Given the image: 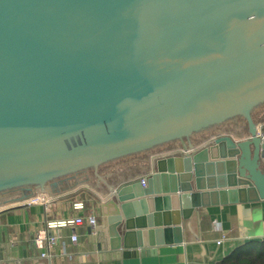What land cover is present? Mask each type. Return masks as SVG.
<instances>
[{
  "label": "water",
  "instance_id": "water-1",
  "mask_svg": "<svg viewBox=\"0 0 264 264\" xmlns=\"http://www.w3.org/2000/svg\"><path fill=\"white\" fill-rule=\"evenodd\" d=\"M262 103L264 0H0V215L90 186L105 257L182 243L200 208L264 200ZM19 247L0 217V264Z\"/></svg>",
  "mask_w": 264,
  "mask_h": 264
},
{
  "label": "crops",
  "instance_id": "crops-1",
  "mask_svg": "<svg viewBox=\"0 0 264 264\" xmlns=\"http://www.w3.org/2000/svg\"><path fill=\"white\" fill-rule=\"evenodd\" d=\"M264 121L258 122L262 125ZM181 151L177 147L161 154ZM148 178V172L138 175ZM90 186H82L59 197L38 196L22 204L9 205L1 212V222L8 224L15 246L26 247V258H12L14 264H264V200L245 204H219L202 207L184 221L183 242L149 247L126 257H105L89 238L87 223L60 230L58 243L49 250L45 225L48 220L95 214L100 226L103 213H112L114 205L101 208L109 200ZM33 199H38L33 202ZM84 200L86 208L76 211L73 203ZM78 240L72 242L73 233ZM54 233V231L52 232ZM224 236V239H223ZM38 239H42L38 241ZM219 240H222L218 243ZM49 252V256L42 253ZM13 264V263H11Z\"/></svg>",
  "mask_w": 264,
  "mask_h": 264
},
{
  "label": "built area",
  "instance_id": "built-area-1",
  "mask_svg": "<svg viewBox=\"0 0 264 264\" xmlns=\"http://www.w3.org/2000/svg\"><path fill=\"white\" fill-rule=\"evenodd\" d=\"M259 135L264 138V133L262 131L259 132ZM147 178L142 177L141 182L142 185H146ZM38 199H33V202H37ZM73 208L76 211H83L86 208V203L84 200H76L73 203ZM87 223L91 227H95L97 224V216L95 214H89L88 216H75V217H66V218H59V219H52L48 220L45 225V236L46 245L49 250H51L61 238L60 230L65 228H73L75 229L77 226ZM54 231V233H52ZM224 239V236H223ZM42 239H38L40 241ZM72 242H76L78 240V235L74 232L71 236ZM222 240H219L220 243ZM49 252L42 253V256H49Z\"/></svg>",
  "mask_w": 264,
  "mask_h": 264
},
{
  "label": "trees",
  "instance_id": "trees-1",
  "mask_svg": "<svg viewBox=\"0 0 264 264\" xmlns=\"http://www.w3.org/2000/svg\"><path fill=\"white\" fill-rule=\"evenodd\" d=\"M262 110H264V103L260 104L259 106H257L254 109V111H253L254 116H256V114L259 113ZM222 128H226V130H229V131H240L242 133H245L246 130H247V123H246L245 119L242 116H237V117H234V118H231V119L227 120L226 122H224L221 125L212 126V127L208 128L206 130H203L201 132L194 133L192 135V139L194 141L201 142L204 139L208 138L210 135L220 132L221 131L220 129H222ZM178 144H179L178 141L169 142V143L157 146L151 151H145V152L137 153V154H134V155H130L128 157L117 159V160L112 162V165L116 166V165L125 164V163H127L128 161H130L131 159H134V158L135 159H138V158L139 159H143V158H146V156H149V154L151 152L162 151V150L171 148L173 146H178ZM236 264H241V263H236ZM249 264H252V261Z\"/></svg>",
  "mask_w": 264,
  "mask_h": 264
}]
</instances>
